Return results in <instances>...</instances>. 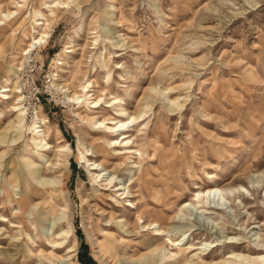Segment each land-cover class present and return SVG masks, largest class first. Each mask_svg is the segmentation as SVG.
Segmentation results:
<instances>
[{
    "label": "rangeland",
    "instance_id": "rangeland-1",
    "mask_svg": "<svg viewBox=\"0 0 264 264\" xmlns=\"http://www.w3.org/2000/svg\"><path fill=\"white\" fill-rule=\"evenodd\" d=\"M172 262L264 264V0H0V264Z\"/></svg>",
    "mask_w": 264,
    "mask_h": 264
},
{
    "label": "bare ground",
    "instance_id": "bare-ground-1",
    "mask_svg": "<svg viewBox=\"0 0 264 264\" xmlns=\"http://www.w3.org/2000/svg\"><path fill=\"white\" fill-rule=\"evenodd\" d=\"M56 5H52V6H50V7H55ZM52 11V14L51 15H53V14H55V10L54 9H52L51 10ZM49 15H46L45 16V19H46V21H48L47 22V25L48 24H50V18L48 17ZM38 24H41V25H43V24H45L44 22H39ZM46 25V24H45ZM50 38V33L49 32H43L39 37L37 36V37H32V39H31V42L29 43V45L27 46V48H25V50H24V55L26 56V57H28V55H32L33 54V52L37 49V46L38 45H40L41 43H43V42H47V40ZM30 62H34V60H30ZM60 63H62V62H60ZM35 84H37V82H35V83H33V82H31L30 81V83H29V86H30V89L29 90H26V89H24V83L21 85V87L23 88V90H21L22 91V96L20 95L19 97V103L21 104L20 106H17L16 107V109H15V111L16 112H19L18 113V118H19V125H18V127H21L22 125H23V123L25 122V119H26V114L27 113H29V112H27L26 113V111L24 110L25 109V107H23L25 104L27 105V108H29V109H31L29 106H30V104H34V98L37 96V95H39L40 94V90L39 89H37V87H35ZM38 86V85H37ZM89 86H84L83 87V89H82V93L84 92L85 94H77V93H74L71 97H70V99H81V98H85V96H87V94L88 93H90L91 91H90V89L88 88ZM11 90L12 89H10V88H7V87H4L3 88V93H7V92H11ZM93 95H95V94H93ZM1 97H3V99H5V98H11V95H9V94H5L4 96H2L1 95ZM101 100H102V98H99V97H94V101H93V103H95V105L93 106V108H101L102 107V102H101ZM115 100V101H114ZM113 100V102H112V105H109V107L110 106H113V105H116V104H118L120 101L119 100H117V98H115ZM83 102H85V99H83L82 100V103ZM22 103H24V105L22 104ZM23 105V106H22ZM35 106H33L34 107V109L32 110V112H33V116H35V117H38V118H36V122L34 123V126H33V128H32V130H31V132H32V134H33V138H34V140L35 141H37V143L38 144H40V145H42L43 147L44 146H46L47 148H50L51 147V145H48L49 143L46 141V136H45V130H44V128H43V126H44V124H45V122H46V120H44V119H42V118H39V112H40V108H41V104H38V103H35L34 104ZM126 115V111L124 110V111H122V112H120L119 114H118V116L119 117H124ZM131 117V123H135L136 122V120L138 119V117H136V116H130ZM38 123V124H37ZM110 124H113V126L112 127H105V125H103L102 124V122H101V124H100V127L99 128H101L102 126L104 127V128H109V129H111V131L110 132H118V131H123V130H125V129H127V127H126V125L128 124V122H126V120L124 121V120H119V121H117L115 118L114 119H112V122L110 123ZM132 126H134V124L132 125ZM129 128V127H128ZM110 132L108 131V130H104V133H109L110 134ZM121 135H122V138H123V140L126 138H129V135H128V133H121ZM120 135V136H121ZM39 138V140L37 139V138ZM114 143H116L117 144V142L116 141H114ZM111 144H113L112 142H110L109 143V145L111 146ZM134 143L132 142L131 143V141H127V143L126 144H124L123 145V147H125V148H127V150L126 151H124V152H122L124 155H122V158H124V160L127 158V156L128 155H130L131 157L130 158H135L134 156H136V155H141V157H142V154L141 153H137V150H134L133 148H132V145H133ZM46 148V149H47ZM99 151V150H98ZM102 151V150H101ZM140 151V150H139ZM108 152V151H107ZM122 153H119V154H122ZM90 154V153H89ZM88 154V155H89ZM90 155H92V153L90 154ZM140 157V158H141ZM86 158V160L88 161V163L92 166V168L91 169H94V170H96V171H98V175H96L97 177H99L100 175L102 176V177H104L105 176V178L104 179H107V180H109V182L110 183H112V181H113V178H114V172H113V170H109V168H108V166H105V164H102L101 162L100 163H98V162H96V161H94V162H92L91 161V159H88L87 158V156L85 157ZM138 163V162H137ZM115 169H118V167H116ZM106 172H108V175L106 174ZM125 184V185H124ZM113 186V185H112ZM114 186H117L116 188H117V191H122L123 193L122 194H124V193H126V191H127V187H126V181L125 180H122V179H120L119 181H115V185ZM129 191V190H128ZM241 193V192H240ZM232 194V193H231ZM235 194H236V192H235ZM125 196V195H124ZM134 196V195H133ZM196 196H197V198L195 199L196 201L197 200H199L198 202H202L204 199H207V200H209V199H211V198H214V200H215V198H218V200L219 201H222V200H225V196H224V191L221 189V188H219V187H216V186H212V187H209L207 190H205V191H200V192H198L197 194H196ZM127 197V196H126ZM213 200V201H214ZM10 201L11 202H13V201H16V198L14 197V198H10ZM209 201H211V200H209ZM226 201V200H225ZM128 205H130L131 206V204H128ZM205 205V204H204ZM207 206V205H206ZM185 208H191V204L189 203H187V204H185V206H184ZM205 207V206H204ZM216 207H219V208H225L224 207V205L221 207L220 205H216ZM199 208L200 207H196V205H195V209H196V211L197 212H201V213H203V211L202 210H199ZM194 209V210H195ZM208 209V208H207ZM193 211V210H192ZM191 211V212H192ZM3 220H5V218H2V221ZM154 222V221H153ZM153 227L152 228H157V231L155 232V235L156 236H162V235H164L165 234V230L161 227V224L160 223H153ZM186 234H184V236H185ZM170 241V243H169V245H171V246H175V247H179V245H180V242H176L177 240H174V239H172V238H167V242H169ZM148 243H149V240H148ZM203 246L204 247H208V246H212V248L214 247V246H216V245H212L211 243H207V242H205L204 244H203ZM198 249H201V250H203V247L202 246H200ZM179 251H183V248H179ZM151 256V255H150ZM152 264V263H151ZM171 264V263H170ZM172 264H176V262H172Z\"/></svg>",
    "mask_w": 264,
    "mask_h": 264
}]
</instances>
